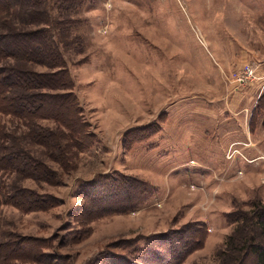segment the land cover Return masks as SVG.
Returning a JSON list of instances; mask_svg holds the SVG:
<instances>
[{
	"label": "rangeland",
	"instance_id": "1",
	"mask_svg": "<svg viewBox=\"0 0 264 264\" xmlns=\"http://www.w3.org/2000/svg\"><path fill=\"white\" fill-rule=\"evenodd\" d=\"M46 6L95 141L69 172L44 158L60 174L55 185L1 173L3 200L20 187L50 194L57 204L23 212L1 201L0 264L15 258L44 264L39 253L66 257L53 264H120L119 256L135 260L147 238L193 222L205 225L204 245L181 264H220L216 254L237 228L264 243L231 216L252 200L264 202V79L239 89L230 82L246 64L264 75V0H46ZM13 13L7 22L19 25ZM23 123L0 115L4 146L25 150ZM45 154L34 144L28 155ZM115 172L148 182L153 193L136 208L113 213L117 204L109 198L117 183L87 186ZM101 203L102 217L88 219ZM25 237L39 241L15 251Z\"/></svg>",
	"mask_w": 264,
	"mask_h": 264
},
{
	"label": "trees",
	"instance_id": "2",
	"mask_svg": "<svg viewBox=\"0 0 264 264\" xmlns=\"http://www.w3.org/2000/svg\"><path fill=\"white\" fill-rule=\"evenodd\" d=\"M13 10H17L15 16H18L16 21L19 25L7 22L15 14ZM48 13L46 0H0V19L5 20L0 23V115L21 120L27 125L24 133V138L27 137L26 151L13 145L4 146L8 141V134L0 126V175L12 171L17 172L20 178L55 185L60 174L51 169L44 158L56 162L62 172H69L76 168L78 154L92 146L95 138L82 120L66 61L49 30L51 17H48ZM35 65L45 66L47 69L39 71L34 69ZM42 120L50 121L54 126H42ZM158 130V126L154 125L153 132ZM130 134L131 132L125 134L123 138L124 149L129 148L130 142L125 138ZM132 141L135 142V139ZM34 144L45 148L46 154L42 159L28 155ZM114 182L117 183L118 191L109 198L114 199L117 204L113 213L136 208L154 191L148 182L118 172L99 176L87 188L96 183H109L112 186ZM1 201L14 205L23 212L46 211L57 204V199L50 194L20 187H15L4 200L0 190V203ZM103 205L95 204V208L92 206L86 213L88 219L102 217L99 211H103ZM247 205L249 209L240 212V215L237 211L231 212L232 222L240 221L241 228L242 225H250L258 231L257 237H264V202L252 200ZM75 216H78L77 213ZM236 232L237 234L234 232L227 236L217 252L219 263L264 264V243L255 242L253 235L246 237V232L241 234L238 228ZM205 233L204 224L193 222L171 235L166 233L157 236L159 238H147L146 247L135 260L119 256L122 259L119 263L181 264L193 251L203 247ZM21 239L24 240V245L21 244L15 251L22 253L27 249L25 245L31 246L39 241L32 237ZM39 255L46 258L41 261L44 264H53L55 259H66L58 256L51 260V255L47 253ZM17 259L20 258H15L11 264H16Z\"/></svg>",
	"mask_w": 264,
	"mask_h": 264
},
{
	"label": "built area",
	"instance_id": "3",
	"mask_svg": "<svg viewBox=\"0 0 264 264\" xmlns=\"http://www.w3.org/2000/svg\"><path fill=\"white\" fill-rule=\"evenodd\" d=\"M264 79L263 76H259L257 74V69L255 66L251 64H246L241 66L240 68L234 70L230 74V82L235 85L238 89L246 87L254 81H258L259 79ZM264 158V156H262Z\"/></svg>",
	"mask_w": 264,
	"mask_h": 264
},
{
	"label": "crops",
	"instance_id": "4",
	"mask_svg": "<svg viewBox=\"0 0 264 264\" xmlns=\"http://www.w3.org/2000/svg\"><path fill=\"white\" fill-rule=\"evenodd\" d=\"M226 111V110H225Z\"/></svg>",
	"mask_w": 264,
	"mask_h": 264
}]
</instances>
